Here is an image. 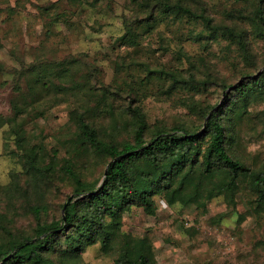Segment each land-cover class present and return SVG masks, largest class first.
<instances>
[{
    "label": "rangeland",
    "instance_id": "rangeland-1",
    "mask_svg": "<svg viewBox=\"0 0 264 264\" xmlns=\"http://www.w3.org/2000/svg\"><path fill=\"white\" fill-rule=\"evenodd\" d=\"M184 1L199 13L204 11L216 25L244 30L259 65L254 74L264 71V31L251 22L252 0ZM149 12L144 0H0V121L20 112L17 126L0 124V212L6 216L4 222L0 218V227L5 223L31 233L35 224L27 211L30 203L47 204L50 220L59 217L60 204L77 196L73 182L61 175L66 161L85 180L102 183L109 164L104 166L98 152L78 143L73 111L88 110V120L112 139L132 141L131 103L145 115L150 138L175 125L200 126V116L189 105L220 104L224 94L220 81L234 86L245 79L241 73L248 64L240 45L228 35H213L201 19H161L150 32L138 29L137 45H122L125 19L144 21ZM153 14L158 16V9ZM81 55L86 57L83 67L72 68L69 75L78 89L58 94L48 88L27 90L23 68L36 62L39 70L56 73L65 60ZM92 65L101 85L127 95V101L102 96L113 104L108 113L103 112L105 103L97 101L102 94L94 97L85 82ZM170 73L179 77L173 79ZM204 80L208 84H201ZM131 90L136 92L134 99ZM44 96L42 101H30ZM263 112L264 102L254 103L234 116L230 146L234 156L258 170L264 169V116L259 120ZM15 129L22 134V145ZM30 149L37 153L42 172L26 162ZM239 184L233 200L215 193L212 199L199 195L195 203L170 205L157 196L154 215L140 206L124 213L122 232L148 240L156 264H264V211L257 209L254 189L244 179ZM4 237L0 231V242ZM120 249L106 254L97 242L84 250L82 264H117Z\"/></svg>",
    "mask_w": 264,
    "mask_h": 264
},
{
    "label": "trees",
    "instance_id": "trees-1",
    "mask_svg": "<svg viewBox=\"0 0 264 264\" xmlns=\"http://www.w3.org/2000/svg\"><path fill=\"white\" fill-rule=\"evenodd\" d=\"M252 2L254 10L251 22L258 31H264V0ZM144 6L146 12L150 11L148 19H125V34L119 39L122 45H137L141 36L138 29L150 32L161 19L171 16L201 19L213 35H228L240 45L248 64L241 73L245 79L234 86L220 81L219 86L224 90L220 104L189 105L200 116V126L189 129L175 125L169 130L155 131L150 138L146 136L148 124L145 115L140 107L131 106V103L128 107L134 120L132 141L119 142L112 139V136L97 128L96 123L88 120V110L83 113L73 111L71 123L76 127L78 143L98 152L104 166L109 164L102 174L103 181L99 185L100 179L85 180L73 163L66 161L60 168L61 175L73 182L76 199L69 201L65 214V204H60L59 217L52 220L49 218L47 204L30 203L27 211L35 224L31 233L17 231L5 223L1 225L0 231L5 237L0 242V264H82L84 250L97 242L101 243L106 254L117 246L121 248L117 264H156L148 240L122 232L124 213L133 206H140L147 214L154 215L157 196L164 197L170 205L177 201L183 204L195 203L199 195L212 199L215 193L233 200L241 179L257 193V209L264 211V169H253L234 156L230 147L234 143L236 130L234 116L242 111L246 112L254 103L264 102V71L256 76L254 74L259 65L253 60L244 38L246 32L224 24L216 25L204 11L199 13L184 0H144ZM154 8L158 9V16L153 14ZM37 61L42 64L41 60ZM85 61L86 57L83 55L70 58L67 62L65 60L56 73L47 69L39 70L40 66H36L35 62L23 68L22 78H25L30 92L48 88V92L56 90V94L65 93L79 88L77 83L72 82L70 70L79 68L80 65L83 67ZM170 76L173 79L179 77L177 73H170ZM192 77H195V73H192ZM211 77L214 81L221 80ZM86 78L88 90L93 96L96 93L102 94L97 101L105 103L104 113H108L113 104L103 101L102 96L116 95L127 101V95L122 94V89L115 92L101 85L93 65ZM201 84H208V80ZM232 87L234 88L229 91ZM37 94L41 96L40 92ZM129 94H133V99L136 96L134 90ZM44 98L45 96L32 98L30 101H42ZM19 113L14 117L1 119L0 124L17 126L19 122L16 118ZM263 116L264 112L259 120ZM14 132L22 145V134L17 129ZM24 158L31 168L42 172V166L37 164V153L33 149L27 151ZM1 217L4 222L6 216L2 212ZM16 249L18 250L12 254ZM5 258L7 259L4 260Z\"/></svg>",
    "mask_w": 264,
    "mask_h": 264
},
{
    "label": "water",
    "instance_id": "water-1",
    "mask_svg": "<svg viewBox=\"0 0 264 264\" xmlns=\"http://www.w3.org/2000/svg\"><path fill=\"white\" fill-rule=\"evenodd\" d=\"M234 87H232V88H230V89H228L229 91L231 90V89H233ZM210 117V115L207 117V119ZM71 200V198L69 199V201ZM67 205H68V203H66L65 204V206H64V208H63V214H65V211H66V208H67ZM18 249H16L12 254H14L16 251H17ZM11 254V255H12ZM10 255V256H11ZM8 258V257H7ZM7 258H5L4 260H6Z\"/></svg>",
    "mask_w": 264,
    "mask_h": 264
}]
</instances>
